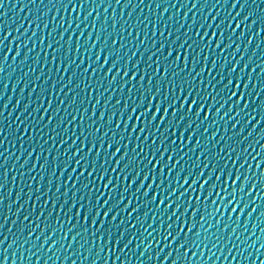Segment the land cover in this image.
<instances>
[{"label":"snow or ice","instance_id":"1","mask_svg":"<svg viewBox=\"0 0 264 264\" xmlns=\"http://www.w3.org/2000/svg\"><path fill=\"white\" fill-rule=\"evenodd\" d=\"M116 3L121 4V0H116ZM197 3L198 0H194L188 11L195 10ZM69 6L71 12L77 13L75 20L69 12L67 22L62 15L57 24L53 15L51 22L45 20L43 24L44 29H49L47 34L45 35L43 30L40 32V44L44 46L47 41L45 60L55 64L57 72V80L53 81L50 89L41 87L40 99L44 98L45 91L49 96L56 92L63 96V99L59 100L60 105L67 102V108L64 109L65 116L52 129L56 131L61 124L65 125L63 138L59 143L66 147L63 153L57 151L52 155L50 162V152L44 155L42 163L40 155L36 154L32 168L29 169V172H34L38 166L40 170L37 173L39 180L35 193L29 191V199H25L20 204L18 202L21 199V189L16 193V199L8 205L9 212L13 205H16L15 214L18 215L26 208L33 195L37 203L41 199L44 201L39 213L35 212V204L32 205L31 211H25L20 221L21 227L18 229L22 235L27 230L25 240H31L33 232L39 231V235L35 238L39 241V249L32 254L37 255L45 245L49 246V251L57 243L63 247V241L69 240V234L68 248H71L73 243L84 247L89 241L93 244L103 241L105 247L108 243L112 244V248L108 249L110 252L114 249L123 252L128 249L132 239L127 240L123 245L120 243L121 240L127 233L135 231L141 237L140 246L144 247L141 256L153 248L156 249L155 255L148 258L149 264L153 261L158 264H201L200 260L195 259L194 249L199 250L201 245L207 247L209 242L212 243L213 248L220 244L228 249V255L224 259L228 260L231 257L229 264L233 261L235 264H257V262L264 264V259L259 255L264 250V243L256 248L255 255L251 253L245 255L258 243L260 237L249 244L248 241L252 240L251 236L241 239L243 232L237 234L236 228H232L231 232L228 231L229 222L233 221V213H237L234 221L236 227H239L241 217H244V227L247 229L248 219L264 204V194H262L264 193V143H261L264 129L260 128L264 123V115L256 109H254L257 111L255 116L247 113L250 97L255 96L259 99L260 92L257 90L264 91L262 87L264 80H261L264 77V66L258 64L251 68L249 76L245 78L244 71L249 67L248 64L237 71L236 62L227 59L220 61L215 55L219 50V55L222 56L227 49L234 46L232 37L236 36L237 29H241L242 25L245 29H250L252 25L264 24V18L258 17L253 11H248L241 17V13L248 6L247 0L244 2L232 0L230 9L239 7V11L234 15L231 10L224 17H221L219 12L215 16L209 12L197 22L194 13L192 23L187 24V30L181 37L179 33L188 19L186 11L177 21L179 24V27L175 28L177 35L174 36L172 31H168L165 35L164 30H161L159 44L156 41V24L159 21H152L150 50L146 46L149 36L147 18L132 24L123 21V17L121 21H117L113 13L111 17H105L101 21L99 14L93 15L95 11L93 9L81 20L79 12L85 4L79 3V0H68L64 10L67 11ZM175 6L174 4L173 7ZM182 6L188 7L186 2ZM205 6L201 4L200 8L203 9ZM123 7L128 5L124 4ZM46 16L45 12L33 17L29 27L32 25L39 27L37 21L43 20ZM89 17H92V31L85 36L86 29H81V24L87 26ZM109 19L112 21L111 33L108 31ZM173 19L174 17H169V24ZM233 21H235L234 25ZM248 21L251 22L246 23ZM118 23L119 31H117ZM125 24L129 29L127 37L124 35ZM73 26L78 31H74ZM22 27L23 24L14 31L20 33ZM58 30L59 39L54 40L53 36ZM26 32L27 29L24 33H20V36ZM66 32L68 37L65 41ZM261 33H264V26L258 27L256 35L259 36ZM243 35L244 30H241L237 39L242 38ZM10 36L12 32L5 30L0 46L5 40H9ZM20 36H12L9 45L20 40ZM35 36L36 32L33 31L32 37ZM73 36L76 37L74 46ZM61 41L64 43L62 44ZM21 43L23 42L16 43L13 60L20 56ZM251 43L250 39L249 44ZM142 47L143 51H141ZM93 49H96L94 58L90 55ZM239 50V46H236L235 51ZM11 51L9 46L4 53L5 62ZM209 53L213 54L210 62ZM27 58L25 53L24 59ZM229 63L231 67H228ZM257 68L260 69L257 76L259 82H254L251 73H256ZM65 74H67V83H64ZM41 78L42 76L37 77L38 80ZM57 82L60 84L58 89ZM250 85L251 92H249ZM4 87H7V84ZM110 89L122 94L112 105V108H117L118 111L109 109L111 95L104 99L103 93ZM86 90L87 96L82 97L81 93ZM33 91L36 89L33 88ZM94 91L96 96L95 102L92 103ZM88 103H92L90 113L85 106ZM98 106H101L99 113H97ZM225 106L227 111H224ZM3 107L8 106L5 104ZM261 107L264 108V103ZM27 108L26 105L25 112ZM68 108H74L73 113L70 114ZM58 111L59 108L52 111L51 99L48 100L47 107L38 105L33 109V115L37 112L43 114L39 116L38 121L27 124L23 132L27 133L35 128H40L41 131L47 129L52 125ZM49 112L51 115H48L47 123H44V114ZM0 115H3L2 111ZM77 117H79L78 124ZM217 117L223 122L226 133L228 125H231L234 132V135L220 137V147H217L216 132L213 131L209 135V129H214L216 126ZM17 120L19 121V117ZM240 121H244L243 125ZM68 125H73L71 137L68 136ZM249 125L252 126V131L243 135L244 128ZM258 129L259 134L256 139L251 144L242 146L252 137L253 131ZM77 131L79 136L76 135ZM34 138L30 135L26 142L31 144ZM20 139L23 140L24 137L21 136ZM77 141L80 144L79 149L74 147ZM21 147L23 148V145ZM43 147V144L39 145L40 149ZM36 152L37 149L30 148L21 168L27 165L28 158H32ZM191 153L196 154L195 161L188 163L192 160ZM4 176L6 178V171ZM62 177L63 184H61ZM53 178H55V191L52 190ZM32 179L35 180L36 177ZM45 180H47L46 184L43 183ZM126 193L130 197L127 200H125ZM3 204L4 199L0 198V206ZM153 205H155V214L149 220V211H152ZM250 205L252 207L248 210ZM141 207L147 211L138 215ZM45 208L48 209L47 213L43 211ZM54 212L55 225L59 229H64L66 233L59 241L54 239L55 231L50 222ZM224 212H228L226 221ZM122 213H126L129 223L126 224L124 219H120ZM217 213H220V220L213 225L211 218ZM33 215L36 216V221H43V227L40 223L31 220ZM259 216H264V212H260ZM132 219H135V223H131ZM7 220L6 212L4 222L6 223ZM15 223L16 221H13V225ZM65 225H67L66 229ZM213 227L218 231L212 232ZM255 230L254 224L252 231ZM11 231L12 229H9V232ZM261 232L264 233V229H261ZM233 236L235 243H231ZM4 240H7L6 236ZM4 240H0V244H3ZM144 240L151 242L145 247ZM15 242L13 240V243ZM8 247L11 248L12 244ZM33 247L35 244L29 248V252H32ZM104 259L105 264H108V257L105 256ZM119 259L120 257L117 256L116 260ZM4 260L7 261L6 254ZM92 264L97 262L93 260ZM112 264L116 262L113 261ZM204 264H207V261H204Z\"/></svg>","mask_w":264,"mask_h":264},{"label":"water","instance_id":"2","mask_svg":"<svg viewBox=\"0 0 264 264\" xmlns=\"http://www.w3.org/2000/svg\"><path fill=\"white\" fill-rule=\"evenodd\" d=\"M187 3L188 7L185 8L182 5ZM194 0H121V4H117L116 0H79V3H84L85 7L80 10L79 15L82 20L83 17L91 10L95 9L93 15L99 14L100 20L103 21L105 17H111L113 13L117 21H121V17H123V21H128L129 23L136 24L139 21L147 18L148 23V42L147 47L151 50V32L152 21H159L156 24V41L159 44L161 37L159 36V32L164 30L165 35H167L168 31H172L173 35H177L175 32V28L179 27L177 23L180 20L184 13L188 12V19L185 22V27L181 29L179 35L183 36V32L187 30V24L192 23V17L195 13L197 22L201 21L205 15L209 12L215 16L217 12L220 13L221 17H224L228 11H232L233 15L236 11H239V7L236 9H230V5L232 0H198L197 8L193 11H188L191 8V4ZM244 2V0H242ZM68 4V0H0V40L3 39L5 35V30L12 32V36H20V33H24V30L27 29L26 34L20 36V40L9 45V41L12 40V36L9 37V40H5L3 45L0 46V111L3 112V115H0V198L4 199V204L0 206V240H4V237H7V240H4L3 244H0V264H92V261L95 260L97 264H105V256L108 257V264H112L113 261L116 264H149V257L155 255L156 249L153 248L148 252H145L143 256H141V252H144V247L141 245V237L134 231L127 233L124 238L121 240V245H123L127 240L132 239V243L129 245L128 249L120 252L119 250L114 249L110 252L108 249L112 248V244L108 243L107 247H105V242L97 241L95 244L89 241L84 247H80L78 243H73L71 248H68L67 245L70 240L63 241V247H61L60 243H57L51 251L48 250V245H45L43 250H40L37 255H33L32 253L37 252L39 249V241H36V236L39 235V231L33 232V236L31 240H25V236L27 234V230H25L24 235H22L18 229H20L22 220L25 211H31L32 205L35 204V212L39 213L41 209V205L44 203L43 199H41L38 203L35 200V196L33 195L30 199L29 204L25 209L21 210L18 215H16V205H13L11 211H8V205L12 203L16 199V193L21 191V199L18 203L22 204L25 199H29L28 193L31 191L33 194L37 188V180H39V167L37 166L34 172H29V169L32 168L35 155H40V162L42 163L44 160V155L49 152V162L51 161V156L55 155L57 151L63 153L66 145H62L59 141L63 138V129L65 127L64 124H61L60 128L56 129V131H52L55 124L60 121L65 116L64 109L67 108V102L65 104L60 105L59 100L63 99V96L54 92L52 96H49L48 92H44V98L40 99V91L41 87L45 89H50L53 81L57 80V72L56 65L49 63L48 60H45V47L47 41H45L44 46L40 44V32L44 31L45 35L47 34L49 29H44L43 24L46 21L51 22L53 15H55V22L58 24L61 16H64L65 21L68 20V13L71 12V7L69 6L68 10H64V5ZM124 4H127L128 7H123ZM161 5L157 7V5ZM176 5L173 7V5ZM206 5L203 9L200 8V5ZM110 5V6H109ZM211 5V7H208ZM219 5V6H217ZM247 7L244 9V12L241 13V17L247 13L248 11H253L260 18H264V0H247ZM105 8H107V12H105ZM23 9V11H21ZM167 9V11H165ZM179 9V11H178ZM47 13V16L44 17L43 20L37 21L39 27L36 25H32L29 27L30 21L35 16H40L43 13ZM129 13H131V17H129ZM72 19L75 20L77 13L71 12ZM169 17H174L169 24ZM248 21L246 23H250ZM92 17L88 18L87 26L85 24H81V29H86L85 36L88 35V32L92 31L91 29ZM111 19L108 21V31L111 33ZM23 24V27L20 29V33L14 31L19 25ZM235 21H233V25ZM168 25V27H165ZM67 26V23L65 24ZM264 26V24H255L252 25L250 29H245L244 25L241 26V29H237L236 36L232 37L234 41V46L232 48L227 49L226 52L221 56L219 55V50L215 55L218 56L220 61L224 59L229 60L230 62H236L238 64L239 71L240 67H243L245 64H248L249 67L244 71V77L247 78L249 76L250 70L253 67H256L258 64L264 66V33H261L259 36L256 35L258 27ZM51 27V23L49 24V28ZM99 27V24H97ZM120 24H117V31H119ZM125 37L128 35V26L125 24ZM74 31L75 30L73 26ZM241 30H244V35L242 38L237 39L239 37V33ZM36 32V36L32 37V32ZM95 36V32L93 31V37ZM29 37H32L29 39ZM68 37V33H65L64 40L66 41ZM227 37V33H226ZM75 36H73V46L75 45ZM133 38H135V32H133ZM143 38V36L141 37ZM53 39H59V30L54 34ZM252 40V43L249 44V40ZM21 43L20 47V56L15 60L12 59L16 53V43ZM127 42V41H125ZM63 44L64 41H61ZM91 43V41H90ZM110 43V41H109ZM215 43V41H213ZM24 44L27 46L25 47ZM259 45V47H257ZM11 47L12 51L8 54V59L5 62L3 60L4 53ZM236 46H239V51H235ZM134 50V49H133ZM96 49H93L90 55L95 57ZM143 51V47L141 48ZM25 53H27V60L24 59ZM212 53H209V62L212 59ZM49 60L51 59V52H48ZM203 57V53L201 54V59ZM243 57V59H241ZM138 58V57H137ZM79 59V56L77 57ZM147 56L145 55V61ZM250 61V63H249ZM143 66V64H142ZM62 67V66H61ZM228 67H231V63H229ZM198 70V69H197ZM218 70V69H217ZM260 73V69L257 68L256 73H251L252 80L254 82L257 81V76ZM215 74V73H214ZM235 75V73L233 74ZM38 76H42L41 79H37ZM51 77V79H49ZM207 78L206 76L204 77ZM264 80V77L261 78ZM47 81V83L45 82ZM64 83H67V74H65ZM7 84V87L4 85ZM60 87V84L57 82V89ZM264 87V84H262ZM33 88L36 91H33ZM93 88H95V84H93ZM252 91L251 85L249 87V92ZM260 92L259 99L255 96L250 97V102L248 105L247 113H251L253 116L257 115V111L259 110L261 115H264V108L261 107V104L264 103V91L257 90ZM111 95L112 100L109 103V109L112 111H118L117 108H112V105L115 104L117 98H119L122 94L118 91L113 92L111 89L108 92H104V99ZM126 95V93H125ZM82 97L87 96V90L84 93H81ZM95 91L92 96V103L95 102ZM52 101V111H56L59 108L58 114L53 118L52 125H49L47 129L43 131L40 128L30 129L27 133L23 132V128L27 126V124H33L34 121H38V118L41 114L37 112L33 115V109L38 105H43L47 107L48 100ZM71 100V95L69 96V101ZM92 103H88L85 106L89 109V113L91 112ZM130 103V102H129ZM7 105V108H4V105ZM28 106L27 112H25V106ZM103 105V100H102ZM101 105V106H102ZM97 107V113L100 111V107ZM75 107V106H74ZM74 108H68V112L73 113ZM224 111H227V106H225ZM235 113L233 112V115ZM45 121L47 123L48 115H51V112L44 114ZM19 117V121L17 118ZM70 118V117H69ZM227 119V118H226ZM24 122V123H20ZM79 123V117H77V124ZM244 121H240V124L243 125ZM255 123V121H253ZM42 127V125H41ZM203 127V125L201 126ZM260 128L264 129V123L260 125ZM73 130V125H68V136L71 137ZM238 130V129H237ZM215 131L217 134V147L221 146L220 137L226 135H234V132L231 128V125H228L227 133L224 131L223 122L219 121V117H217V123L215 128L209 129V135ZM249 131H252V126L244 128L243 135H247ZM259 134V129L257 131H253V135L247 141L244 142L246 146L251 144L256 136ZM34 136V140L26 142L28 140V136ZM76 135L79 136V132H76ZM23 136L24 139L21 140L20 137ZM53 137H55L53 139ZM47 141V143H45ZM194 143V141H193ZM261 143H264V137L261 139ZM43 144V149L39 148V145ZM23 145V148L21 147ZM235 143L233 142V147H235ZM79 149L80 144L79 141L74 146ZM192 147V145H189ZM30 148L37 149V152L34 153L32 158H28V163L24 168H21V165L24 164L25 158H27V152ZM258 150V148H257ZM192 160L188 163H193L195 161V153H191ZM230 163V160L228 161ZM7 172V176L5 178L4 173ZM79 171V169H78ZM21 173H23V177H21ZM67 176V173H65ZM15 177V180H13ZM32 177H36V179H32ZM64 178H61V184H63ZM47 183V180L43 182ZM29 184H31V189H29ZM71 185L69 184V187ZM53 191H55V178H53ZM264 194V193H262ZM128 194H125V200L129 199ZM135 201L133 204L135 205ZM219 204V202H218ZM49 208L51 205L48 206ZM252 207L250 205L249 209ZM155 205L152 206V211H149V220L152 215L155 214ZM45 213H47L48 209H43ZM147 209L141 207L139 209L138 215H142ZM7 212L8 220L4 222V216ZM260 212H264V204L258 209L257 213H254L250 219L247 221V229L244 227V217H241V223L239 227H236L235 216L237 213H233V221L229 222L230 227L228 229L229 232L232 231V228H236L237 234L243 232L244 235L241 239H244L247 236H251L252 240H249L248 243L251 244L253 241L257 240V237H260L258 243L255 244L254 247L248 250L249 253L255 255L256 248L259 247L261 243H264V233L261 232V229H264V216H259ZM224 220H227L228 212H224ZM56 219V214L54 212L52 221H50L53 225V231H55L54 239L59 241L61 236L65 235L64 229H59L54 221ZM120 219H124L125 223H129L127 219L126 213H122ZM32 221H36V216L33 215L31 217ZM220 220V213H217L215 217L211 218V223L213 225L216 224V221ZM13 221H16L15 225H13ZM41 224L43 227V221H36ZM61 222L63 223V216L61 214ZM131 223H135V219L131 220ZM223 224V221L221 222ZM256 225L255 232L252 231V226ZM67 225H65L66 229ZM9 229H12L9 232ZM212 232H217V228L213 227L211 229ZM48 233L46 232V235ZM134 237V238H133ZM87 239V237H85ZM155 239V237H153ZM13 240L16 242L13 243ZM21 242H23V247H21ZM151 241L144 240L143 245L146 247L148 243ZM235 236H233V241L231 243H235ZM12 244V247L9 248L8 245ZM35 244V247L32 248V252H29V248ZM5 249H7V253H5ZM196 251V260H200L201 264H204V261H207V264H229L231 261V257L228 260H225L224 257L228 255V249L224 248L222 245L218 244L216 248L212 247V243L209 242L207 247L201 245L199 250L194 249ZM99 252V255H97ZM201 252L203 256L201 257ZM5 254L7 255V261L4 260ZM235 254V253H233ZM191 255V253H189ZM261 259H264V250L259 253ZM119 256L120 259L116 260V257ZM31 257V259H29ZM211 257V259H209ZM162 258V257H161ZM239 259V257L237 258ZM151 264H158V262L153 261ZM231 264H235V262H231ZM259 264V262H257Z\"/></svg>","mask_w":264,"mask_h":264}]
</instances>
